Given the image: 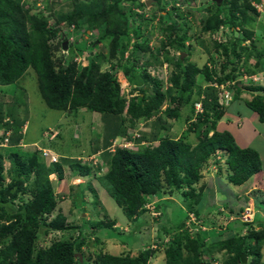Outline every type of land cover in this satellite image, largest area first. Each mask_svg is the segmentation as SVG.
Returning a JSON list of instances; mask_svg holds the SVG:
<instances>
[{
	"label": "trees",
	"instance_id": "16d2710c",
	"mask_svg": "<svg viewBox=\"0 0 264 264\" xmlns=\"http://www.w3.org/2000/svg\"><path fill=\"white\" fill-rule=\"evenodd\" d=\"M83 1L67 10L60 21L50 25L47 16L35 12L36 2L30 7L27 5L28 0H0V85L19 82L29 68H32L37 74L42 97L50 108L68 113L86 108L102 113L104 117L109 116V119L116 117L114 120L120 118L122 122L129 121L130 128L135 127L138 120L150 119L159 113L167 99L170 103L166 109L169 119L180 117L182 108L189 105L190 123L188 132L182 137L174 139L154 132L150 136H142L147 144L137 150L118 148L113 153L104 151L102 161L107 162L108 170L100 174L98 180L120 205L125 215L133 221L139 220L149 211V203H160L165 193L172 195L175 189H181L185 201L184 216L192 212L206 225L208 219L202 216L199 204L208 190L202 170L210 157L219 149L227 151L226 161L230 169L228 179L233 185H242L263 170V160L256 148L241 147L231 131L217 129L218 121L226 109L218 102L220 89L207 86L209 81L225 83L243 76L245 72L252 74L264 70V46L258 45V40L255 39L256 30L250 26H254L255 17L259 16V10L253 2L262 5V0H224L222 5L214 2V9L206 8V13L200 18L201 33L214 34L224 26L227 39H214L217 51L224 58L221 63L222 73L215 66L217 60L214 56L209 57L203 64L189 60L191 47L186 46L183 41L187 34L179 33L182 28L189 26L181 25L172 12L166 11L163 0H155L160 9L165 11L161 18L164 22L166 19L170 21L169 24L162 25L161 19L160 32L168 37L167 41L162 42V47L177 44L187 54L183 57L181 52L176 59L167 56L161 60L151 53L157 63L169 61L174 66L170 77L171 86L166 90L163 89L162 81L153 77L146 69L140 73L143 80H139L134 61L127 60L129 57L136 59V54L141 51H149V46L142 39V25L150 19L145 21L136 18L139 16L137 8L146 7V3L140 0ZM65 22L77 27L83 25L80 38L74 44L68 43L66 52L62 49L64 41H68L66 37L60 41L58 47L51 43L58 37ZM103 25L104 33L97 42L91 44V49L105 44L108 51L90 57L88 55L90 59L86 61H83L84 56L80 62L82 66L79 65L75 60V49H79L77 45L83 42L87 47L88 32H96ZM262 27L264 28V22ZM262 37L263 35L258 37L259 41ZM248 40L251 41L250 44L244 45ZM131 45L130 55L126 58ZM243 55L245 58L240 71L238 64L241 63ZM250 58H254L253 61ZM106 61L112 64V70H101ZM210 62L214 64L213 67L208 64ZM229 67L230 71H226ZM121 69L138 84L136 89L140 92L139 97L128 100L123 96L118 77ZM148 82L151 83L146 84ZM240 84L237 81L229 87L234 91L235 99L240 98L245 91ZM247 88L257 94L246 103L258 113L259 120L264 123V86L245 89ZM150 90L153 93L147 95ZM199 101L203 103L204 111L197 114L195 104ZM5 112L3 102H0V126H7L10 130L15 128L12 130L10 148L0 146V264H85L83 248L90 238L100 242L104 236L97 235V230L100 229L106 235L109 234L105 231L107 229L120 233L117 222L115 219L103 218L86 219L85 224L67 223V216L59 209V203L63 200L56 193L50 175L57 173L58 178L64 179L63 163H66L78 171L80 176L86 177L92 173L94 167L98 166L100 169L102 162L92 166L82 164L76 159L77 156H64L62 162L47 164L40 152L21 155L16 148L19 147L22 137L19 129L25 125L26 120L19 117L14 109H9L10 118L6 120ZM205 125H208L209 130L204 128ZM163 126L167 127L166 121ZM113 127L114 125L108 126L106 129L105 143L102 145L105 148L109 145L108 140L115 136ZM189 130L196 131L198 135L195 145L187 139ZM100 147L98 145L95 150ZM6 157L11 165L7 171L11 178L8 184L4 182ZM219 171L221 172L219 169L217 173ZM92 182L87 183V188L94 193L97 204L100 203L99 194ZM78 188L81 191L75 196L78 199L84 198L85 191L81 186ZM229 192L233 194L232 191ZM26 194L31 198L26 199ZM235 196L238 197V194ZM255 200L264 203L263 197ZM243 209L245 206L240 208ZM56 210L58 212L54 216ZM236 221L242 227L228 238L211 241L216 243L211 254L205 250L210 242H207V235L204 234L209 230L197 227L195 235L190 236L184 225V217L177 226L176 233L164 228L166 235L172 237L165 248L166 264H214L215 254L224 249L226 257L223 264H242L239 261L242 253L249 255L248 264H264V217L255 214L252 221ZM145 222L146 220H142L140 224ZM255 222L261 228H255ZM140 224L133 226L130 232L139 231ZM78 229L80 235L76 239H57L49 246H40L37 243L40 236L50 240L54 231ZM245 229L246 233L243 232ZM156 235H160L158 229ZM159 243L161 241L158 237L152 244L160 245ZM157 251L158 248L147 244L138 251L127 249L116 254L100 251L94 253L95 258L91 256L88 261L90 264H149ZM80 253L82 259L80 255H76Z\"/></svg>",
	"mask_w": 264,
	"mask_h": 264
},
{
	"label": "rangeland",
	"instance_id": "374dc122",
	"mask_svg": "<svg viewBox=\"0 0 264 264\" xmlns=\"http://www.w3.org/2000/svg\"><path fill=\"white\" fill-rule=\"evenodd\" d=\"M148 1L149 4H147L146 7L137 8L139 16H136V18L145 19V21L150 19L149 22H145L142 25L144 30V37H142V39H144L145 44L149 46V51H141L137 53L135 57L136 59L131 57L128 58L127 56L130 55L129 53L132 49L131 45L130 50L126 53V58H128L127 60L131 62L134 61L138 70L139 80H143V78L140 77V73L142 74L146 69L153 77L159 78L162 81L163 89L166 90L169 86H171L170 77L174 66L172 62L169 61H165L163 64L157 63V61H155L156 59L151 56V53L159 57L161 60L165 59L167 56H170V59H176L181 54L183 48L177 44L168 45V47L165 48L162 47V42L168 40V37L160 32L162 19L161 15L162 13L164 14L165 11L160 9L159 4L156 1ZM28 2L29 3L27 5L30 7H33L34 2H36V7L34 8L35 12L47 16L49 18L50 25H52L55 24L56 21H60L65 13H67V10L73 9L76 4H81L84 1L28 0ZM163 5H165L166 11L172 12V14L177 17V20L181 25L186 24L189 26L186 28L187 30L182 28L179 31L180 34H187V37L184 38L183 41L186 46L191 47L189 60L203 64L209 59V57L214 56L217 60L215 66L218 72L222 73L221 63L224 61V58L220 51H217L218 49L214 44V39L220 40L219 34L201 33L199 27L200 18L206 13V8H210L212 10L214 9V0H163ZM253 5L257 7V10H259V16L255 17L256 21H254V26H250L251 28L260 30L262 28V23L264 22V5L255 1L253 2ZM249 14H252V12ZM162 21L164 22V19H162ZM163 22L162 25L170 23L167 19L164 23ZM82 28L83 25L77 27L76 25H68L65 22L62 24V30L58 34V37L51 43L54 47H58V45L60 46V41L66 37L69 43L71 42V44H74L75 41L80 38ZM104 30L103 25L96 32L91 33L89 31L87 34L88 37H86L87 47L83 42H80L77 45V47H79V49H75V60L77 62L80 63L84 56L85 58L83 61H86L94 54L108 51V46L105 44L91 49V44L94 41L97 42V39L103 35ZM200 34L201 37L199 36ZM226 39L227 38H222V40ZM257 43L259 46H264V35L263 39L260 41L258 40ZM249 44L250 40L244 42V45ZM68 48L69 47H67V49H62L66 52ZM184 52L186 53V51ZM186 56L187 54L183 55V57ZM244 56L245 55L241 58V63L238 64L240 71H242L243 68L242 62L245 58ZM250 59L253 61L254 58ZM79 65L82 66V63ZM112 69V64L106 61L103 63L101 70L107 71ZM230 69L231 68L229 67L226 71H230ZM245 75H248V77H245ZM118 77L122 84V93L124 97L128 100L135 96L139 97L140 92L136 89L138 84L130 78V75H127L125 71L121 69L118 73ZM239 79H241L240 87H243L245 90L242 92L243 94L241 93L242 98L237 97L228 107H225V109H228V112H230L234 117L239 112L241 115L254 121V128L250 126L248 121L243 123V129L241 130L243 132V136L236 133V141L241 145V147H254L260 152L263 160V170L252 176V178L246 181L244 185L238 186L237 188L235 187L236 185L230 183L228 179L230 169L228 168V163L226 161L228 156L227 151L220 149L214 156L208 159L202 173H204L208 178L215 177L217 188L221 191V194L223 193L224 195L223 197L220 195L219 201L214 198H209V195H203L199 204V206L203 207L206 212L203 213L204 215L202 216L209 220H206V225L216 227V229L209 230L204 234L207 235V242H210L205 248L206 253L208 254L212 253L216 245V243H212L211 241H220L228 238L231 234L238 232V229L242 227L241 223L236 221L243 217L244 209L240 210L242 206L249 204L250 206H253L256 216L257 214H260L261 217H264V203H258V201L255 200V198L258 197H263L264 200V123L256 118H253L252 116L255 115L256 112L253 111L247 104L245 105V100L250 101L257 94L255 91L245 88L257 85L264 86V72L260 71L258 72V75L254 74V76H250L245 72L243 76L230 81L232 82L231 85L235 84V82ZM149 83L151 82L146 84ZM230 91L232 95H235L233 90L230 89ZM151 93H153L152 90H150L147 95ZM0 102H3V106L6 111L5 113H7L6 120L10 118L8 114L9 109H14L19 117L26 120L25 125L19 129L22 137L19 142V147L16 148L17 151H19L21 155L24 153L31 155L35 151L40 152V155L43 156V160L46 161L47 164L50 163V159H48L46 155L52 154L55 156V159L57 158V155L59 156V162H62L64 156H77L76 159L78 158L77 160H80L82 164L91 163L92 166H94L93 164L97 163V161L101 163V156L103 154L102 150L104 147H100V153H97L94 148L96 145L104 142L103 138L107 133L106 129L108 126L112 127L114 125V130H112V132H115V136L110 138V144H113L114 141L116 142V139V144H124V141L132 139L133 142L127 143L125 146L126 148L137 150L140 146H144L141 144V140L142 136L145 134L150 136L155 132L160 136H169L171 138L178 139L179 137H182L185 132H188L187 130L190 123L188 117L190 113L189 105L182 108L180 117L174 119L168 118L166 109L170 104L169 99L164 102L159 113L152 116L150 119L138 120L135 127L132 128L128 127L129 121L122 122L120 118L114 120L116 117H114V119H109V116L104 117L102 113L91 111L86 108H81L76 112L70 111L69 113L67 111L52 109L46 104L42 97L39 89L37 74L32 68H29L27 73L19 80V82L10 85H0ZM198 103L199 102H197V104ZM195 107L197 108V105ZM164 121H166L167 127L163 126ZM115 125L117 126L115 127ZM208 125L204 126L206 130L208 129ZM24 128L26 131L25 133H22L21 129L24 131ZM8 130L10 129H7V126H0V142L6 143V141H4L5 131ZM11 130H15V128H12ZM124 132H127V134H124ZM189 132L191 133L190 130ZM212 132L213 131L211 130L210 133ZM244 132L246 133V136L244 135ZM260 132L262 133L260 134ZM191 134L194 141L198 140L193 133ZM9 142L11 143V135ZM10 143H8L7 148H10ZM117 146L118 145H110L106 150L113 151V149ZM41 149H45L46 153L43 154L42 151H39ZM217 155L219 157H217ZM78 156L82 158V160L79 159ZM50 158L52 157L50 156ZM216 159L219 165L215 164ZM63 164L65 178L61 180L58 178L57 174L52 173L50 175V179L55 185L58 196H61V199L63 200L59 203V209L67 216V223L85 224L84 222H86V219H115L117 222V229L120 231V233H118V231L107 229L105 231H108L109 234L106 235V233L102 232L101 229L97 230L98 236H104L101 237L102 239H100V242L94 241L93 238H90L87 242L88 244L83 248L85 264H90L88 259L91 260V256H93L94 259V253H100V251L114 254L126 251L127 249H135L138 251L147 244H151L152 248H158L159 250L156 252V255L151 258L149 264H166L165 248L171 242L172 237L169 235L168 237L166 235L164 228L170 229L171 233H176L178 231L177 226L182 222L184 217L185 227H187L190 236H194L198 228L193 222H198L199 225L202 223L201 220L194 221V217L190 220L188 217L190 214L184 216L185 212L183 208H185V201L182 196L181 189H175L172 195L165 193L163 197V199H165H162L160 203H149L147 205L149 211L139 220L133 221V219H129L125 215L120 205L117 204V202L98 180V176L100 174L107 172V162L102 161L101 168H97L98 166L94 167L92 173L86 177L80 176L78 171L74 170L69 164ZM10 166V161L6 157L5 184H8L11 181L10 175L7 172ZM219 169L221 172L219 171V173H217V170ZM90 181L94 182L99 194L100 203L95 204L94 193L87 188V183ZM214 183L215 182H211L210 187L213 188ZM250 184H253L251 185L252 187H249ZM80 186L85 191V197H80L78 199L75 195L81 191V189L78 188ZM227 186L229 188H233V194L226 189ZM236 194H238V197L235 196ZM25 198L29 199L31 197L29 194H26ZM74 205H77V207ZM231 208H233V210H231ZM58 211H55L54 216ZM142 220H146V222L140 224V221ZM137 223L140 224L139 226L141 228L139 231L131 233L130 231ZM254 227L257 229L261 228V226L256 222L254 223ZM157 229L160 234L158 236L156 235ZM243 232L246 233L247 229ZM79 235V229L64 232L54 231L50 236V240L40 236L37 243L40 244V246H49L54 240L62 239L68 241L76 239ZM155 237H159L161 239L162 245L155 247V244H152L155 242ZM225 251L226 249L223 251H217L218 253L215 254V258L213 260L214 264H223V260L226 257ZM208 258H210V255ZM262 262L264 263V248Z\"/></svg>",
	"mask_w": 264,
	"mask_h": 264
},
{
	"label": "crops",
	"instance_id": "0c3cea01",
	"mask_svg": "<svg viewBox=\"0 0 264 264\" xmlns=\"http://www.w3.org/2000/svg\"><path fill=\"white\" fill-rule=\"evenodd\" d=\"M256 30V33H255V39H257V40H259L258 39V37L259 36H262V35H264L263 34V32H264V28L262 27L260 30H257V29H255ZM262 39V38H261ZM260 39V40H261ZM244 44V43H243ZM261 72H264V70L263 71H261ZM258 74V71H256L255 73H252L251 75L252 76H254V74ZM245 77H248V75H245ZM240 81H241V79H239ZM243 94V93H242ZM240 98H242L241 97V95H240ZM246 102L248 101V100H245ZM245 102V105L247 104ZM230 112H228V109L226 110V112H225V114L223 115V117L218 121V124H217V129L218 130H220V131H223V130H229V131H231L232 133H233V135L235 136V138H237L236 137V133L238 134V135H240V136H243V132L241 131L242 129H243V123L244 122H246V121H248L249 122V124H250V126L251 127H253L254 128V121H252V120H250L249 118H246L245 116H243V115H241V113H237L236 114V116L234 117V116H232L231 115V113L229 114ZM253 118H256L257 120H259V115H258V113L256 112V114L255 115H253L252 116ZM225 118V119H224ZM260 121V120H259ZM187 128V127H186ZM234 128V129H233ZM255 130V129H254ZM236 131V132H235ZM256 131V130H255ZM191 133H193L194 135H195V137H197L198 138V135H197V133H196V131H191ZM190 132L188 133V139H189V141L192 143V144H196L197 143V141L198 140H196V141H194L193 140V138H192V134H191ZM262 132H260V134H261ZM264 133V132H263ZM244 135L246 136V133L244 132ZM253 140V139H252ZM103 141H104V138H103ZM238 143V142H237ZM240 145V144H239ZM241 146V145H240ZM215 161H217V159L215 160ZM215 164H216V162H215ZM204 174V173H203ZM205 179V181L207 182V184H208V190L205 192V196H207V195H209L208 197L209 198H214L215 200H218L219 201V199H220V195H221V197H223L224 195H223V193L221 194V191L220 190H218V188H217V182H216V179H215V177H210V178H208V177H206L205 176V174H204V178H203V180ZM211 182H215L214 183V185H213V188L212 187H210V184H211ZM245 184V183H244ZM244 184H242V185H244ZM242 185H236L235 187H237L238 188V186H242ZM251 185H253V184H250V186L249 187H252ZM224 188V187H223ZM226 189H228L229 191H234L233 190V188H229L228 186H227V188ZM253 207V206H252ZM200 211L202 212V215H204L203 213H206L205 211H204V209H203V207H200ZM205 218V217H204ZM206 227H209V228H211V229H216V227H214V226H208V225H205ZM208 230H210V229H208ZM220 230V229H219ZM157 240V237H155V241ZM159 240H161L160 238H159ZM160 245H161V243H160Z\"/></svg>",
	"mask_w": 264,
	"mask_h": 264
},
{
	"label": "clouds",
	"instance_id": "9594fccd",
	"mask_svg": "<svg viewBox=\"0 0 264 264\" xmlns=\"http://www.w3.org/2000/svg\"><path fill=\"white\" fill-rule=\"evenodd\" d=\"M148 1V0H147ZM146 1V2H147ZM146 2H144V3H146ZM264 3V0H262V5H264L263 4ZM147 5V4H146ZM237 32V34H238V31H236ZM236 34V33H235ZM225 38H227V36L225 37ZM263 38V37H262ZM249 41V40H248ZM251 42V41H250ZM82 60V59H81ZM212 64V63H211ZM212 66H214V64H212ZM258 72H260V71H258ZM250 76H252L251 74H249ZM256 75H258L257 73H256ZM238 81H240V80H238ZM228 82V81H227ZM227 82H225V83H227ZM230 82V81H229ZM213 83H217L218 85H221V84H225V83H218L217 81H209L208 83H207V86H212V87H215V88H219L220 89V92H222V89L219 87V86H215V85H213ZM231 83L232 82H230V84L228 85V89L230 90V86H231ZM220 92L218 93V102L220 103V100H219V98H220ZM231 92V91H230ZM232 95V94H231ZM235 99V97H234V95H232V100L228 103V104H221V106H224V107H228L231 103H232V101ZM200 102V101H199ZM202 103V102H201ZM195 106H196V104H195ZM202 106H203V103H202ZM227 110V109H226ZM254 111V110H253ZM226 112V111H225ZM256 112V111H255ZM195 119V117L192 119V120H194ZM21 131H22V133H25V131H26V129L24 128V131H23V129H21ZM9 132V135L7 134ZM12 134V130H8V131H5V138L6 137H8L9 138V140H10V135ZM7 135V136H6ZM5 138H4V141H5ZM124 139V138H123ZM128 139V138H127ZM175 139V138H174ZM9 140H8V142H6V143H4V142H0V146H5V147H7L8 146V143H10L9 142ZM110 141V139L108 140V142ZM116 142H117V139H116ZM116 142L114 141L113 142V144H110V142H109V145L108 146H116V145H118L116 148H114L113 149V151H111V153H113V152H115V150L116 149H118V148H126V144L127 143H132L133 141H132V139H129V141H124L123 143L124 144H121V143H119V144H116ZM153 142V141H152ZM103 143H105V141L103 142ZM103 143L102 144H99V146H101V147H103L102 145H103ZM149 143H151V142H149ZM11 144V143H10ZM141 144H147V141L146 140H144V139H142L141 140ZM19 145H20V143H19ZM11 145H9V147H10ZM98 145H96V147H97ZM108 146L105 148L104 147V149L102 150V153H104V151H106V149H108ZM95 147V148H96ZM95 148H94V150H95ZM220 150V149H219ZM39 151H42V153L43 154H45L46 152H45V149H41V150H39ZM97 153H100V148H98L97 150H95ZM109 151V152H110ZM220 154V153H219ZM103 155V154H102ZM50 156L52 157V158H50ZM46 157L48 158V159H50V163H52V162H58V161H60V158H59V156L57 155V158L55 159V160H53V157H55L53 154L52 155H46ZM79 157V156H78ZM102 157V156H101ZM217 157H219L218 155H217ZM79 159H81L82 160V158H80L79 157ZM102 159V158H101ZM100 159V160H101ZM101 162H102V160H101ZM49 163V164H50ZM84 164H88V165H92L91 163H84ZM98 164H100V162H98L97 161V163H95V164H93L94 166H97ZM218 171V170H217ZM53 174H57V173H53ZM58 175V174H57ZM204 175V174H203ZM56 193H57V191H56ZM247 206H250L249 204H247V205H245V207H247ZM250 207H252V206H250ZM253 208V207H252ZM254 209V208H253ZM190 214V216H189V219L191 220L192 219V216H194V218H195V220H201L202 221V223H203V220L202 219H199V218H197V216H196V214H194V213H192V212H190L189 213ZM192 214V215H191ZM194 220V221H195ZM242 220V219H241ZM193 221V220H192ZM197 227H200V228H202V230H208V229H211V228H209V227H206L205 225H203L202 223L199 225L198 224V222H193ZM168 236V235H167ZM169 237V236H168ZM158 238V237H157ZM159 241H161V240H159ZM166 241H168V240H166ZM160 244V243H159ZM161 245H162V243H161ZM155 247H158V245L157 244H155L154 245ZM81 254V253H80ZM81 259H82V254H81V257H80Z\"/></svg>",
	"mask_w": 264,
	"mask_h": 264
},
{
	"label": "built area",
	"instance_id": "2783aa9c",
	"mask_svg": "<svg viewBox=\"0 0 264 264\" xmlns=\"http://www.w3.org/2000/svg\"><path fill=\"white\" fill-rule=\"evenodd\" d=\"M140 1L141 2H146L147 0H140ZM217 33L219 34V39L220 40H222V38H225L226 37L225 36L226 33H225L224 26H222ZM208 64L211 67H213L211 63H208ZM229 84H230L229 81L227 83L221 84V85H218L217 83H213V85L219 86L222 89V92H220V95H219L220 96L219 100H220V103L221 104H225L226 105V104H228L232 100V95L230 93V90L228 89V85ZM196 105H197V108H196L197 114L204 111L201 102H199L198 104L196 103ZM7 134L9 135V132ZM8 140H9V138L6 137L5 138V141L8 142ZM53 160H55L54 157H53ZM254 215H255V213H254L253 208L250 207V206H247V207H245V209L243 211V217H241V219L243 221H252L253 218H254ZM193 217L194 216H192V218ZM194 220H195V218H194Z\"/></svg>",
	"mask_w": 264,
	"mask_h": 264
},
{
	"label": "water",
	"instance_id": "95a60500",
	"mask_svg": "<svg viewBox=\"0 0 264 264\" xmlns=\"http://www.w3.org/2000/svg\"><path fill=\"white\" fill-rule=\"evenodd\" d=\"M152 1H155V0H152ZM214 2H216L218 5H222L223 4V2H224V0H214ZM146 4H149V1H147L146 2ZM236 35H237V32H236ZM68 43H69V41H64V43H63V48L64 49H67V47H68ZM186 53L185 52H183V55H185ZM77 256L78 255H80V257H81V254H76ZM248 258H249V255L247 254V253H242V255H241V258H240V262L242 263V264H248Z\"/></svg>",
	"mask_w": 264,
	"mask_h": 264
}]
</instances>
